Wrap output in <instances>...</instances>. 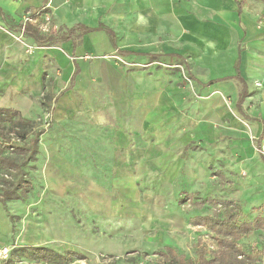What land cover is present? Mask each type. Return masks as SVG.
I'll return each mask as SVG.
<instances>
[{
  "label": "rangeland",
  "instance_id": "1",
  "mask_svg": "<svg viewBox=\"0 0 264 264\" xmlns=\"http://www.w3.org/2000/svg\"><path fill=\"white\" fill-rule=\"evenodd\" d=\"M51 17L44 12L39 19V34L45 42L51 34ZM105 57L126 66L133 84L126 97L120 90L116 101L110 89V105L96 106L103 111L110 107L107 121L97 125L101 128L93 132L90 124L96 123L85 119L93 114L89 94L100 93L97 89L81 91L80 124L72 117L57 122L54 104L61 97L54 96L63 91L51 89L53 76L37 97L43 113L26 117L31 123H16L14 113L0 119L8 145L29 141L36 131L44 130L33 160L0 148L3 155L22 163L31 186L22 198L0 201V264H162L164 258H176L174 254L200 264L198 251L204 255V264H221L215 234L192 219L196 215L223 217L226 209L220 200L237 204L241 221L264 216V141L259 147L256 136L224 133L221 123H215L209 135H200L199 105L194 107V123H186L182 105L174 107L171 120L159 116L154 106L145 110V116L134 117L135 98L145 95L147 87H158L159 75L174 77L175 73L148 69L150 64L130 62L120 55ZM85 58L91 66L96 56ZM161 66L179 70L181 85L190 83L185 67L182 71L173 64ZM190 93L189 97H200L196 90ZM226 102L230 105L229 98ZM139 118L149 125L141 127ZM132 120L137 129L131 128ZM80 128L92 131L89 142L101 145L100 152H49L54 140L59 141L54 135L63 144L75 145ZM19 175L0 167V197ZM237 243L249 257L245 264H264L263 229Z\"/></svg>",
  "mask_w": 264,
  "mask_h": 264
},
{
  "label": "crops",
  "instance_id": "2",
  "mask_svg": "<svg viewBox=\"0 0 264 264\" xmlns=\"http://www.w3.org/2000/svg\"><path fill=\"white\" fill-rule=\"evenodd\" d=\"M42 6L52 15L55 29L48 41L52 45L18 35L22 17ZM33 44L43 45L34 48ZM109 54L175 73L174 77L159 75L158 87H147L145 95L135 98L134 117L145 116V110L154 106L159 116L171 120L174 107L182 105L186 123H194V107L199 105L200 135H209L212 126L221 123L224 133L262 136L264 0H243L241 9L238 0H0V108L16 110L25 118L40 115L43 105L37 97L53 76L51 89L63 91L54 96L61 97L54 104L57 122L72 117L80 124L81 91L100 90L89 94L93 114L85 117L96 123L90 124L94 132L110 114V107L103 111L96 106L110 105V89L114 100H119L120 90L126 97L133 84L127 67L106 58ZM89 55L96 56L91 66L85 60ZM163 63L180 66L182 71L185 67L190 83H178L180 71ZM191 90L200 97H189ZM136 121L142 122L141 127L149 125L141 118ZM136 121L132 120V129H137ZM90 132L77 129L75 145L63 144L54 135L59 141L54 140L56 147H49V152L97 154L101 145L89 142ZM185 259L187 264L196 262ZM162 262L170 264V259ZM173 263L179 264V259Z\"/></svg>",
  "mask_w": 264,
  "mask_h": 264
},
{
  "label": "trees",
  "instance_id": "3",
  "mask_svg": "<svg viewBox=\"0 0 264 264\" xmlns=\"http://www.w3.org/2000/svg\"><path fill=\"white\" fill-rule=\"evenodd\" d=\"M239 8L243 6V0H238ZM44 12H48L47 7L42 6L41 8L32 9L27 11L28 19L22 20L18 23L19 36L30 35L34 38L43 39L41 32L39 19L41 18ZM53 19L50 20V33L54 31ZM15 32V31H14ZM112 37L114 34L111 32ZM113 40V38H112ZM42 43V41H40ZM115 43V39H114ZM47 44L52 45V41ZM42 46L43 44H37ZM74 78V77H73ZM5 113L4 117H1V114ZM12 113L17 114L16 123H31L32 121L28 118H25L18 111L13 109L0 108V119L6 120L9 115ZM44 132L43 129L36 131L35 136L31 137L29 141H24L23 143H10L8 145V140L4 137V127H0V136L2 137L0 141V148L4 149L5 147L10 148L13 153L23 155L25 160H33L36 156L38 150L39 137ZM264 141V132L260 138H258V146H262ZM0 167L7 168L9 170H14L20 172L18 179L12 183V186L9 188H4L3 193L1 194L0 201L5 203L8 200L19 199L23 196H26L29 192L30 181L27 180L24 176V170L22 168V163L17 162L7 155L2 154L0 151ZM222 205L225 207L226 211L223 217L217 215H196L192 222L196 225H204L209 231L215 234L218 245L221 248L220 251V262L221 264H245L248 260V255L243 251L242 247L237 243L239 239L243 236L255 231L257 229L264 230V216H257L251 221H241L238 216L239 206L235 203H232L229 200H220ZM172 248V247H170ZM169 249V248H168ZM199 261L200 264H204V255L200 251ZM177 256V257H176ZM203 256V257H202ZM176 258H170V264L173 263L174 259H179V264H187L184 255H175ZM190 264V263H189Z\"/></svg>",
  "mask_w": 264,
  "mask_h": 264
},
{
  "label": "built area",
  "instance_id": "4",
  "mask_svg": "<svg viewBox=\"0 0 264 264\" xmlns=\"http://www.w3.org/2000/svg\"><path fill=\"white\" fill-rule=\"evenodd\" d=\"M24 18H23V20H26V19H28V15L26 14L25 16H23ZM51 20V19H50Z\"/></svg>",
  "mask_w": 264,
  "mask_h": 264
}]
</instances>
